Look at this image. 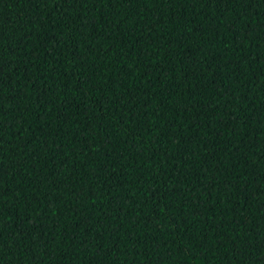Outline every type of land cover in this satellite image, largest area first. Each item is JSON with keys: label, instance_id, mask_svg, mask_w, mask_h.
I'll use <instances>...</instances> for the list:
<instances>
[{"label": "trees", "instance_id": "1", "mask_svg": "<svg viewBox=\"0 0 264 264\" xmlns=\"http://www.w3.org/2000/svg\"><path fill=\"white\" fill-rule=\"evenodd\" d=\"M0 264H264V0H0Z\"/></svg>", "mask_w": 264, "mask_h": 264}]
</instances>
